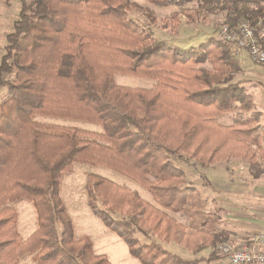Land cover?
<instances>
[{
  "label": "trees",
  "instance_id": "obj_1",
  "mask_svg": "<svg viewBox=\"0 0 264 264\" xmlns=\"http://www.w3.org/2000/svg\"><path fill=\"white\" fill-rule=\"evenodd\" d=\"M147 1L160 7L195 2L197 17L226 11L231 27L239 19L264 27V0ZM132 11L155 21L131 0H19L0 58V88L7 90L0 104V264H18L25 255L36 264H111L93 252L87 236L74 238L59 196L61 175L74 164L111 170L152 197L154 204L127 185L86 176L91 213L140 264L219 257L186 259L156 240L194 254L228 240L172 159L201 167L239 159L254 177L260 173L264 124L246 89L233 81L241 71L237 50L214 38L194 49L155 40L149 27L129 18ZM260 40L264 46V35ZM116 74L156 83L120 87ZM226 114L232 121L223 126L216 119ZM39 116L96 124L100 131L47 127L34 119ZM21 199L36 214V229L25 240L8 206Z\"/></svg>",
  "mask_w": 264,
  "mask_h": 264
},
{
  "label": "rangeland",
  "instance_id": "obj_2",
  "mask_svg": "<svg viewBox=\"0 0 264 264\" xmlns=\"http://www.w3.org/2000/svg\"><path fill=\"white\" fill-rule=\"evenodd\" d=\"M131 1L142 7H147L151 11L155 21L150 22L141 13L134 11L128 14L130 19L136 21L140 25L149 27L155 40L182 49L197 48L200 45L207 43L210 38L218 40L219 28L224 24H228L227 22L231 17V14L226 11H221L214 15L204 14L202 17H197V15L194 14L197 6L195 2L183 6L160 7L147 0ZM262 7L264 8V4H262ZM18 12L19 0H0V58L5 52L6 35L11 31L12 23L17 18ZM188 15H191L192 18L188 17ZM240 20L243 19H239L238 22ZM236 50V57L238 58L243 51L239 49ZM243 61L245 60L242 59L240 64ZM236 76L238 75L236 74ZM236 76H234L233 81L236 80ZM9 79H12V76H10ZM114 83L117 86L125 88L150 89L153 86L152 84H154V81L116 74L114 75ZM6 97V88H0V104L6 99ZM34 119L40 125L47 127H76L82 131H100L98 125L86 122L42 116L35 117ZM219 122L222 124H229L231 122V115L228 114L222 116L219 119ZM172 161L175 165L186 172L188 181L193 185V182L197 179L198 175V170L194 168L195 166L187 165L176 159H172ZM88 174H95L104 177L117 185L130 186V188L137 190V192L145 199L149 197V194L141 188L135 187L125 177L101 167H91L78 164L77 166H72L70 171L62 173L60 178L59 196L65 206L66 212L73 220L75 231L74 238L79 239L86 235L90 237L100 236L102 229H104L105 236L103 239H100L98 245L99 248L96 247L94 249L95 252L98 254L99 251H97V249L101 248L102 250H105L103 252L107 254L106 256H108L107 258L110 263L114 264L116 262H123V264H127L129 254L126 245L114 233L108 231L102 222L90 212L85 190L86 176ZM8 206L14 208L17 216L16 228L18 235L22 240H25L37 226L36 214L32 203L21 199L8 204ZM86 217H90L95 223H91ZM137 237L140 241L146 242V239H144L142 235L138 234ZM103 241L104 243H102ZM165 247L167 248V246ZM31 259L32 255H28L25 258L20 259L18 264H31ZM218 259L223 260L220 256Z\"/></svg>",
  "mask_w": 264,
  "mask_h": 264
},
{
  "label": "crops",
  "instance_id": "obj_3",
  "mask_svg": "<svg viewBox=\"0 0 264 264\" xmlns=\"http://www.w3.org/2000/svg\"><path fill=\"white\" fill-rule=\"evenodd\" d=\"M242 59L245 61L241 62V71L237 74L238 76L235 75L236 80H234L235 82L241 83V86L246 89L247 93L253 100L255 109L260 114L259 124H264V67L253 64L245 52H241L238 57V60L241 61ZM155 83L156 82L152 84L153 86L151 88L154 87ZM222 116L224 115L219 116L216 121L223 126L230 125L231 122L229 124H222L219 122V119ZM257 149L262 156L258 157V168L260 173L257 177L252 175L248 163L239 159H229L207 167L196 165L194 168L198 170L197 179H195L193 185H191L192 183L188 181L185 172V184L195 187L198 191L200 199L203 201L204 211L216 213L218 216L216 228L218 230H224L229 234L226 242L235 247L246 244L251 249L259 253H264V238L260 239V242L256 240L259 234L264 231V144H261ZM77 165L78 164H74L73 166ZM201 173L206 178V181L208 182L207 184L200 177ZM131 183L135 187H139L146 191L141 186L133 182ZM134 191L137 192V190ZM139 196L143 198L140 194ZM143 199L154 204L150 194L147 199ZM168 215L177 220V222H186L181 213L169 212ZM68 216L70 218L69 214ZM86 218L89 219L91 223H95L90 217ZM70 220L72 222L74 233V223L72 218H70ZM104 236V229H102L100 236H87L92 243L93 252L95 254L97 253L94 249L96 247L99 248V241L100 239H103ZM156 242L160 243L164 248L167 246V250L186 259L207 257L211 254L212 250L211 247H208L200 253L194 254L174 242L164 243L158 240H156ZM102 243H104V241ZM97 251H99L97 255H104L106 258L108 257L106 256L107 254L103 252L105 250L100 248L97 249ZM26 256L28 255H25L20 259H23ZM221 259L223 260L218 259L210 263L201 264H227L224 258ZM31 260V264H36L33 259ZM119 263L123 264V262H116L114 264ZM127 264H140V262L129 255Z\"/></svg>",
  "mask_w": 264,
  "mask_h": 264
},
{
  "label": "built area",
  "instance_id": "obj_4",
  "mask_svg": "<svg viewBox=\"0 0 264 264\" xmlns=\"http://www.w3.org/2000/svg\"><path fill=\"white\" fill-rule=\"evenodd\" d=\"M264 35V27L260 22L255 27L246 21L240 20L236 25L224 24L219 28L218 40L231 44L234 48L247 54L250 61L264 67V46L260 36ZM264 238V231L259 234L257 241ZM211 253L224 258L227 264H264V253H259L246 244L239 247L232 246L228 242L216 243Z\"/></svg>",
  "mask_w": 264,
  "mask_h": 264
}]
</instances>
